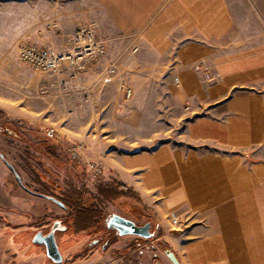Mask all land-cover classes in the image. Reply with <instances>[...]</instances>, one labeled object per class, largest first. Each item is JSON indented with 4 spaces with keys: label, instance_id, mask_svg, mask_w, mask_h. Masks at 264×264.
<instances>
[{
    "label": "crops",
    "instance_id": "1",
    "mask_svg": "<svg viewBox=\"0 0 264 264\" xmlns=\"http://www.w3.org/2000/svg\"><path fill=\"white\" fill-rule=\"evenodd\" d=\"M48 2L45 12L28 2L13 39L64 51L87 23L105 39V53L85 72L59 76L2 58L0 127L4 114L38 130L65 118L68 131L122 127L128 144L156 140L99 157L102 176L154 214L153 240L165 242L178 264H264V0ZM119 82L131 88L129 98ZM168 104L181 107L168 114L184 120L183 130L155 139L147 130L163 128ZM79 115L90 117L75 124ZM4 137L0 130V147ZM9 179L0 157V204L17 209L29 195Z\"/></svg>",
    "mask_w": 264,
    "mask_h": 264
},
{
    "label": "rangeland",
    "instance_id": "2",
    "mask_svg": "<svg viewBox=\"0 0 264 264\" xmlns=\"http://www.w3.org/2000/svg\"><path fill=\"white\" fill-rule=\"evenodd\" d=\"M48 1L50 0H0V60L16 58V43L24 38L13 39L11 31L18 21L27 19L30 11L29 3L31 2V5L37 3L41 12H45ZM126 89L130 91L129 96L126 95ZM118 91L124 98H129L132 94L129 85L123 82L118 83ZM162 110L166 113L163 118V128L147 130L155 139H162V136L174 137L184 127V120L178 122L175 115L168 114V111L172 113L171 110L175 111V114L182 111L179 105L173 107L168 104ZM4 116L5 121L1 125L4 128L2 131L0 127V130L5 137L0 148L6 161L20 176L22 184L30 191L52 194L71 207L72 211L63 210L52 201L49 202L48 199L30 193H28L29 201L20 198L13 206L11 205L19 210L0 209V264H54L46 257L42 246L32 243L30 238L35 227L46 225L58 217L63 218L68 225L66 232L56 235L63 256L60 264H153L154 259L162 264H170L158 244L165 249L170 247L161 240H153L160 233L154 214L139 199L133 198L128 189L119 188L120 195L112 199L100 195L97 190L98 185L111 183L113 179L102 176L103 174L98 179L87 176L83 162L72 161L65 152L68 139L83 140L88 155L100 165L99 157L151 148L156 140L142 144H128V136L125 135L126 131L122 127L116 133H109L106 129L100 130L99 126L68 131L64 128L65 118L61 120L58 128L55 127L58 132L63 133V136L58 139H48L44 136L43 130L32 126L33 121L29 123L24 118L18 120L20 121L18 123L14 118L17 122H12L10 115L8 116L10 120H6L5 114ZM85 116L90 117V115H79L74 123L84 121ZM100 121V125H106V120L100 119ZM8 128L16 129L20 136L15 137ZM8 134L10 136H6ZM66 135L69 138H66ZM9 173L10 185L21 189L10 170ZM33 200L37 201L32 202ZM8 206L10 205H6ZM0 208L4 207L0 204ZM140 209L144 212L143 217H137ZM111 213L139 223L148 216L152 220L153 235L147 239H138L131 234L118 236L113 239L104 253L98 251L99 247L93 246L89 247L90 252H88L85 243L96 232L92 221L99 215L103 217ZM84 219L90 220L89 227L87 226L85 231H79V228L84 227ZM140 242L142 244H139Z\"/></svg>",
    "mask_w": 264,
    "mask_h": 264
},
{
    "label": "built area",
    "instance_id": "3",
    "mask_svg": "<svg viewBox=\"0 0 264 264\" xmlns=\"http://www.w3.org/2000/svg\"><path fill=\"white\" fill-rule=\"evenodd\" d=\"M55 26V25H54ZM105 39L97 34L91 24H80L71 37V46L68 50H58L48 43H36L28 39L20 40L15 46V57L34 70L59 76L63 72L72 75L85 72L91 62L97 60L105 53ZM114 70L113 64L107 66V72ZM130 91L126 89V95ZM44 136L48 139H58L63 133L58 132L53 126L43 128ZM65 149L67 156L72 161L83 162L86 175L98 179L102 175V167L86 152L87 146L83 140L68 139ZM176 223V219H171Z\"/></svg>",
    "mask_w": 264,
    "mask_h": 264
},
{
    "label": "flooded vegetation",
    "instance_id": "4",
    "mask_svg": "<svg viewBox=\"0 0 264 264\" xmlns=\"http://www.w3.org/2000/svg\"><path fill=\"white\" fill-rule=\"evenodd\" d=\"M0 157L1 159L3 160L4 164L6 165V167L8 168V162L6 161V159L4 158V155L3 153H1L0 151ZM10 165V164H9ZM8 170H10L8 168ZM10 172L13 174V172L10 170ZM14 175V174H13ZM15 177V176H14ZM19 184V183H18ZM20 185V184H19ZM21 189H23L24 191H26L27 193H30V194H33L35 196H39V197H43L45 199H48L49 202H53L54 204H56L57 206H59L61 209L63 210H69V211H72L71 207L65 205L61 200L57 199L55 196H51L49 194H44V193H40V192H33V191H30L26 186H21ZM35 193H38V194H42L44 196H40V195H36ZM52 197L55 199H52ZM48 202V203H49ZM2 210H19V209H7V208H0ZM77 210V209H76ZM78 210H82L81 208H78ZM84 210V209H83ZM23 211V210H22ZM25 212V211H24ZM75 214H76V211H75ZM108 217V214L107 215H104L103 217L102 216H98L96 217V219L94 221H92V224L95 228V231L93 233V236H91L87 242L85 243V248L88 249V252H90V246H93V247H99V252L101 253H104L107 249V247L112 243L113 239L115 237H118V236H122V235H119L116 233V230L114 228H110V227H107V222H106V218ZM84 223V227L83 228H79V231H85L89 226L88 224L90 223V220L87 219V220H84L83 221ZM136 224L138 225H142L143 223H139V222H135ZM74 225V224H73ZM72 225V226H73ZM76 225V224H75ZM74 225V226H75ZM45 226V227H43ZM41 225L40 227H35L36 229H34L32 235H31V242L34 243V244H37V245H40L42 246L43 250H44V254L46 255V252H45V246L43 244V242H37V240L35 241V239H40L45 236L46 234H48L51 230H53V233H54V238H55V241H56V244H57V238H56V235L57 233H63V232H66L68 230V225L67 223L64 222V219L63 218H54L52 219L51 221H49L48 223H46V225ZM88 226V227H87ZM87 227V228H86ZM103 227V228H102ZM124 235H127V234H124ZM135 238H138V239H145L143 237H140V236H137V235H134ZM147 239V238H146ZM154 239V238H153ZM157 241V240H155ZM144 243V242H143ZM139 244H142V242H140ZM57 247H58V250L59 252L61 253L60 251V248L57 244ZM84 248V249H85ZM163 251V250H162ZM164 254H165V251H164ZM166 255V254H165ZM62 256V254H61ZM46 257L52 262L54 263L47 255ZM167 257V256H166ZM168 258V257H167ZM62 259H63V256H62ZM169 260V258H168ZM158 261L157 259H154V262L153 264ZM170 261V260H169ZM62 262V260H61ZM61 262L59 263H54V264H60ZM159 262V261H158ZM171 263V261H170ZM159 264H162L159 262Z\"/></svg>",
    "mask_w": 264,
    "mask_h": 264
},
{
    "label": "water",
    "instance_id": "5",
    "mask_svg": "<svg viewBox=\"0 0 264 264\" xmlns=\"http://www.w3.org/2000/svg\"><path fill=\"white\" fill-rule=\"evenodd\" d=\"M8 168L13 172L16 181L23 186L20 176L16 173L14 168L8 164ZM36 195L44 196L42 194L35 193ZM45 197V196H44ZM52 199H54L52 197ZM55 200V199H54ZM107 227L114 228L116 230V233L119 235L124 234H131V235H137L143 238H150L153 233L150 231V223L145 222L142 225L136 224L133 220L123 217L121 215L111 213L106 218ZM37 242H43L45 246V252L46 255L54 262L59 263L62 260L61 253L58 250L53 230H51L48 234L43 236L40 239H35ZM166 256L169 258L172 264H178V260L175 257L174 253L171 250H165ZM154 264H159L158 261H156Z\"/></svg>",
    "mask_w": 264,
    "mask_h": 264
},
{
    "label": "trees",
    "instance_id": "6",
    "mask_svg": "<svg viewBox=\"0 0 264 264\" xmlns=\"http://www.w3.org/2000/svg\"><path fill=\"white\" fill-rule=\"evenodd\" d=\"M3 128H2V131H3ZM8 129L10 131L9 130H6V131H9L10 133L14 134L15 137H19L20 136V133L16 129H14L15 131L12 130V129H10V128H8ZM119 188L120 189L123 188L124 190H126V188L124 187L123 184H121V183L113 180L111 183H107V184H104L103 183L102 185H98L97 190H98L99 194L102 195L103 197L112 199V198H116V197H118L120 195V191H119L120 189ZM129 192L131 193V195L133 196V198L138 199V197L131 190H129ZM49 195L53 196L52 194H49ZM139 216L140 217H143L144 216V212L141 209H140V212L138 213L137 217H139ZM145 222H149L150 223V231H151V226H152V220H151V218H149L148 216H146L145 219H143L142 222L140 221V223H145ZM158 246L163 251H165V250H171V249H165L160 244H158Z\"/></svg>",
    "mask_w": 264,
    "mask_h": 264
}]
</instances>
